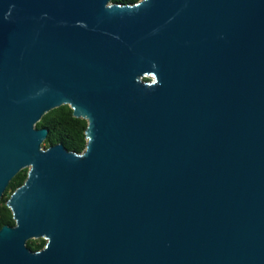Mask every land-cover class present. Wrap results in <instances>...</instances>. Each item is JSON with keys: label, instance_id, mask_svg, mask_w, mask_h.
Here are the masks:
<instances>
[{"label": "water", "instance_id": "water-1", "mask_svg": "<svg viewBox=\"0 0 264 264\" xmlns=\"http://www.w3.org/2000/svg\"><path fill=\"white\" fill-rule=\"evenodd\" d=\"M24 169L0 264H264V0H0V199Z\"/></svg>", "mask_w": 264, "mask_h": 264}, {"label": "trees", "instance_id": "trees-1", "mask_svg": "<svg viewBox=\"0 0 264 264\" xmlns=\"http://www.w3.org/2000/svg\"><path fill=\"white\" fill-rule=\"evenodd\" d=\"M141 0H112L113 3L131 5ZM150 78H145L149 80ZM37 128H48L49 135L43 146H50L63 143L68 150L82 153L88 142L87 128L88 122L85 119L78 118L74 115L73 109L64 105L47 113L37 124ZM28 176V169L22 170L10 183L5 192L3 199H0V231L4 226L15 225L13 212L7 205L11 195L24 184ZM45 239H33L28 242V246L34 250H41L45 247Z\"/></svg>", "mask_w": 264, "mask_h": 264}]
</instances>
